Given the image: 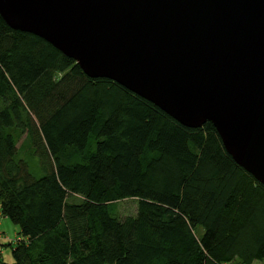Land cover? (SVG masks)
<instances>
[{"label": "trees", "instance_id": "1", "mask_svg": "<svg viewBox=\"0 0 264 264\" xmlns=\"http://www.w3.org/2000/svg\"><path fill=\"white\" fill-rule=\"evenodd\" d=\"M0 212L23 236L3 264L264 261V184L210 121L182 125L1 15Z\"/></svg>", "mask_w": 264, "mask_h": 264}, {"label": "water", "instance_id": "2", "mask_svg": "<svg viewBox=\"0 0 264 264\" xmlns=\"http://www.w3.org/2000/svg\"><path fill=\"white\" fill-rule=\"evenodd\" d=\"M0 15L186 127L264 184V0H0Z\"/></svg>", "mask_w": 264, "mask_h": 264}, {"label": "rangeland", "instance_id": "3", "mask_svg": "<svg viewBox=\"0 0 264 264\" xmlns=\"http://www.w3.org/2000/svg\"><path fill=\"white\" fill-rule=\"evenodd\" d=\"M27 134L24 133L22 136L19 146L22 145L24 140L26 139ZM30 150L27 149L26 151L21 152V156L23 157H29ZM33 164L35 166L34 173L37 176H40L43 172V168H41V164H39V159L35 157L33 159ZM38 165L39 168H37ZM119 211L122 214H130L134 213L136 209V200L134 198H125L122 200H119L117 202ZM0 231L2 232L0 235V264H3V262H12L14 260L13 257V245H15L23 236L20 232V225L14 222L10 217L2 214L0 212ZM202 228L199 227L198 231L202 232ZM253 264H264V261L255 260Z\"/></svg>", "mask_w": 264, "mask_h": 264}, {"label": "built area", "instance_id": "4", "mask_svg": "<svg viewBox=\"0 0 264 264\" xmlns=\"http://www.w3.org/2000/svg\"><path fill=\"white\" fill-rule=\"evenodd\" d=\"M0 230H1V229H0ZM1 233H2V232L0 231V235H1Z\"/></svg>", "mask_w": 264, "mask_h": 264}]
</instances>
